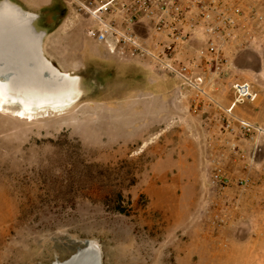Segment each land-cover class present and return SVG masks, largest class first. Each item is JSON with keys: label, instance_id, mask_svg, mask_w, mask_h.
Masks as SVG:
<instances>
[{"label": "rangeland", "instance_id": "374dc122", "mask_svg": "<svg viewBox=\"0 0 264 264\" xmlns=\"http://www.w3.org/2000/svg\"><path fill=\"white\" fill-rule=\"evenodd\" d=\"M9 1L36 15L45 57L82 94L28 119L0 109V264H56L84 241L101 264H264V180L221 189L209 163L234 82L257 95L235 113L264 127V0H244L259 13L249 48L207 96L83 39L88 23L62 0ZM174 84L175 97L157 94Z\"/></svg>", "mask_w": 264, "mask_h": 264}, {"label": "built area", "instance_id": "2783aa9c", "mask_svg": "<svg viewBox=\"0 0 264 264\" xmlns=\"http://www.w3.org/2000/svg\"><path fill=\"white\" fill-rule=\"evenodd\" d=\"M85 26L87 38L123 61L145 63L197 96L209 94V81L225 77L235 55L249 48L258 11L244 0H62ZM256 28V27H255ZM234 101L224 109L211 155V181L221 189L235 182L254 188L264 180L259 157L264 127L235 113L255 100L249 83L234 82ZM233 165V171L228 167Z\"/></svg>", "mask_w": 264, "mask_h": 264}, {"label": "bare ground", "instance_id": "6f19581e", "mask_svg": "<svg viewBox=\"0 0 264 264\" xmlns=\"http://www.w3.org/2000/svg\"><path fill=\"white\" fill-rule=\"evenodd\" d=\"M35 19V14L9 0L0 2V109L18 106L15 115L26 119L38 112L62 111L82 94L79 77L63 73L45 57V33L34 28ZM56 264L101 261L93 244L84 241L73 255Z\"/></svg>", "mask_w": 264, "mask_h": 264}, {"label": "crops", "instance_id": "0c3cea01", "mask_svg": "<svg viewBox=\"0 0 264 264\" xmlns=\"http://www.w3.org/2000/svg\"><path fill=\"white\" fill-rule=\"evenodd\" d=\"M71 17H73V18H75V16H71ZM70 17V18H71ZM67 19H68V16H67ZM67 19L66 20H64V21H62V22H60V24H59V26L57 27V29L53 32V34L55 35V34H60V35H62V34H66L69 30H70V26H72L71 25V23H69V21H70V19H68V21H67ZM65 21H67V23L65 22ZM78 21V20H77ZM76 21V18L74 19V21H73V25L75 24V25H77V22ZM79 24V26L81 25L80 23H78ZM81 37L83 38V39H85V37H87L86 36V34H85V27H84V29H83V31H81ZM46 35V34H45ZM47 37V35L44 37V38H46ZM51 37V36H50ZM49 37V38H50ZM48 38V37H47ZM95 43V42H94ZM96 44V43H95ZM98 45V44H97ZM75 46H76V48L77 47H80V51H82V48H81V46H82V43L79 41L78 43H76L75 44ZM98 46H100L107 54H109L108 53V51H107V49L104 47V46H102V45H98ZM49 49H50V44H46V52H47V54L50 56V51H49ZM75 53L77 54V51H75ZM110 56H113V55H111V54H109ZM135 62H137L138 64H141L142 66H145L146 67V64L145 63H142V62H140V61H135ZM61 71H63V72H66V70H61ZM157 91V94L159 95V96H161L162 98L164 97H167V96H169V95H171V96H174L175 97V95H178V93H179V89H178V87L176 86V84H174L173 86H171L170 88H167V89H162V88H160V89H157L156 90ZM260 167L262 168V166L260 165Z\"/></svg>", "mask_w": 264, "mask_h": 264}, {"label": "water", "instance_id": "95a60500", "mask_svg": "<svg viewBox=\"0 0 264 264\" xmlns=\"http://www.w3.org/2000/svg\"><path fill=\"white\" fill-rule=\"evenodd\" d=\"M41 54H42V52H41ZM42 56H43V54H42ZM95 253V252H94Z\"/></svg>", "mask_w": 264, "mask_h": 264}, {"label": "trees", "instance_id": "16d2710c", "mask_svg": "<svg viewBox=\"0 0 264 264\" xmlns=\"http://www.w3.org/2000/svg\"><path fill=\"white\" fill-rule=\"evenodd\" d=\"M61 22V21H60Z\"/></svg>", "mask_w": 264, "mask_h": 264}]
</instances>
